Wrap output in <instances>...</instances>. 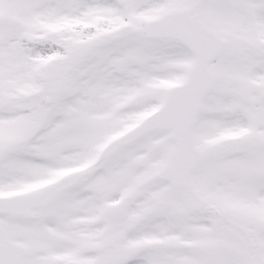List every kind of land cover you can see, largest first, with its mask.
Instances as JSON below:
<instances>
[{"label":"snow or ice","instance_id":"1","mask_svg":"<svg viewBox=\"0 0 264 264\" xmlns=\"http://www.w3.org/2000/svg\"><path fill=\"white\" fill-rule=\"evenodd\" d=\"M0 264H264V0H0Z\"/></svg>","mask_w":264,"mask_h":264}]
</instances>
